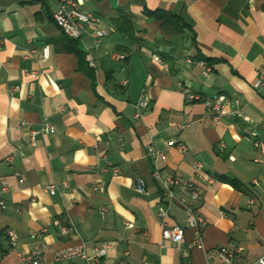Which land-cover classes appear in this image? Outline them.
Wrapping results in <instances>:
<instances>
[{"label": "crops", "instance_id": "obj_1", "mask_svg": "<svg viewBox=\"0 0 264 264\" xmlns=\"http://www.w3.org/2000/svg\"><path fill=\"white\" fill-rule=\"evenodd\" d=\"M76 1L104 32L97 48L90 30L79 40L63 34L52 19L56 0H0V187L7 185L0 262L25 264L21 258L35 244L45 246L51 263L67 245L109 243L92 264H219L208 253L222 246L242 249L237 263L256 264L264 257V87L253 84L264 71V0ZM162 15L172 24L168 32ZM123 19L132 25L128 32L117 26ZM45 46L49 57L42 60ZM180 86L219 97L224 113L237 100L247 121L215 119ZM143 94L149 106L135 118ZM42 123L54 132L37 135L32 146L28 132ZM149 146L166 162L154 164ZM155 166L201 188L191 208L205 221L202 247L187 258L182 250L193 229L185 227L181 247L161 239L156 214L164 199L151 177ZM135 179L145 194L134 190ZM51 184L54 194L44 191ZM176 197L168 228L184 226ZM55 219L70 223L68 236Z\"/></svg>", "mask_w": 264, "mask_h": 264}, {"label": "built area", "instance_id": "obj_2", "mask_svg": "<svg viewBox=\"0 0 264 264\" xmlns=\"http://www.w3.org/2000/svg\"><path fill=\"white\" fill-rule=\"evenodd\" d=\"M57 8L52 14V19L54 23L62 30L63 34L68 38L73 40H79L83 32L87 29L93 32L94 34V47L97 48L99 45L100 39L104 36V32L101 29L97 18L89 12L83 11L79 3L76 0H56ZM49 57V47H43L40 58L46 60ZM124 56L120 54H112L110 56L111 60L122 61ZM85 60L88 65L94 68L93 57L90 51H86ZM206 69L209 70V67L204 63H200ZM253 87L256 89L264 87V71H261L255 80ZM183 94L186 99L190 102H201L211 113L213 117L218 119L222 115H227L228 117H234L240 120L247 121V118L244 117L238 101H234V107L230 108L226 113L223 112L224 104L219 97H202L197 94L191 93L187 88H182L180 86ZM149 106V99L146 94L141 95L138 102L134 106L135 118H140ZM24 123H20L19 126H22ZM177 129H182L183 125H175ZM54 128L47 123H42L36 129H31L28 132V140L32 146L35 145V137L37 135H42L46 133H53ZM177 148L180 152L186 151L184 145H177ZM147 154L150 155L153 159V163L158 162L165 163L166 156L160 151H155L153 147H147ZM6 161H10L11 158H6ZM194 168L197 171L200 168L198 163H194ZM116 172V171H115ZM152 179L159 183L162 196L164 199V204L161 205L157 210V219L161 227V239L162 241H170L176 247H181L184 244V229L191 228L195 231V235L192 241L182 250V255L184 258L189 256V250L193 248L202 247V238L200 229L205 225L203 217L193 208L191 204L194 201L200 200L202 198V191L200 186L193 180L182 179L173 176H163L159 168L155 166L154 170L151 173ZM63 186H66V182L62 183ZM100 187H94V190H99ZM133 188L137 193L145 194L146 188L144 183L140 179H135ZM57 190V187L54 184L48 185L45 187L44 191L49 194H54ZM7 191L6 183H3L0 187V211L5 209V202L2 195ZM181 205L185 216H184V226H176L168 228L167 226V217L170 209V205L177 200ZM105 209H101L100 214L103 215ZM53 226H55L59 233L62 236H68L72 227L67 220L55 219L52 221ZM131 226V225H127ZM9 240L14 243L16 236L13 230H8L6 232ZM109 243H102L100 246H95L90 249L86 248L83 243L70 244L61 249L54 251L53 260L50 263L46 259L45 246L43 244H35L32 250L25 256L21 258V261L25 264H73L74 259H80L85 264L99 263L101 259L106 255L107 250L109 249ZM242 251L240 247L236 246H222L217 249L209 251L208 256L211 259H218L219 264H239L236 262L238 254ZM126 254V253H125ZM0 264H2L0 262ZM115 264H121L117 262ZM142 264H155L150 261H143ZM256 264H264V257L258 259Z\"/></svg>", "mask_w": 264, "mask_h": 264}, {"label": "trees", "instance_id": "obj_3", "mask_svg": "<svg viewBox=\"0 0 264 264\" xmlns=\"http://www.w3.org/2000/svg\"><path fill=\"white\" fill-rule=\"evenodd\" d=\"M172 24H170V21L168 20L167 17H165V15H162L161 16V26L163 28V30L167 31L169 30L170 26ZM117 26L124 30L125 32H128L129 29L132 28V25L131 23L127 20V19H123L122 21L118 20L117 22ZM172 27V26H171ZM231 185H233L234 187L237 188V185L235 182H232V181H228Z\"/></svg>", "mask_w": 264, "mask_h": 264}]
</instances>
